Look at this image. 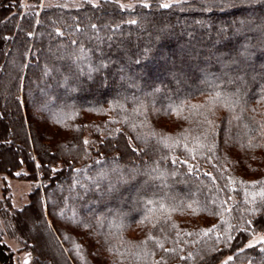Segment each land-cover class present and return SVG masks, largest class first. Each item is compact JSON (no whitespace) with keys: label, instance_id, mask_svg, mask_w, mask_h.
Wrapping results in <instances>:
<instances>
[{"label":"trees","instance_id":"16d2710c","mask_svg":"<svg viewBox=\"0 0 264 264\" xmlns=\"http://www.w3.org/2000/svg\"><path fill=\"white\" fill-rule=\"evenodd\" d=\"M41 2L0 0V172L36 184L1 215L32 264H264L247 245L264 232V0Z\"/></svg>","mask_w":264,"mask_h":264},{"label":"rangeland","instance_id":"374dc122","mask_svg":"<svg viewBox=\"0 0 264 264\" xmlns=\"http://www.w3.org/2000/svg\"><path fill=\"white\" fill-rule=\"evenodd\" d=\"M102 0H42L40 4V9L44 7H63V8H77L82 6L85 3H93L98 4ZM181 2V0H165V5H172ZM122 7H128L130 4L128 3H121ZM10 46V44H9ZM8 47V46H7ZM6 66V65H5ZM6 73L3 75L1 74V77H4ZM2 81L0 80V83ZM50 108V107H49ZM7 111V110H6ZM4 112V110H3ZM5 113V112H4ZM6 116V114H5ZM1 124H3L1 122ZM7 128L10 127L13 131V136L15 127L11 120L6 119V122L4 123ZM16 137L14 136V139ZM18 148L16 150V148ZM12 150L17 153V155L22 152V156H25L23 151L22 144L18 143L15 146H12ZM20 175V176H19ZM22 175V176H21ZM27 173L25 170H22L21 172L17 173L16 176L11 177L7 175L6 173L0 172V237L2 238V241L4 244H6L9 249L14 253V260L15 264H32V257L30 253L25 249V247L22 245L18 237H14L9 229L8 222L5 220V218L2 217L1 213L4 209H6L5 206V200L6 197L10 199V203L12 205L13 211L11 214H13L14 210H22L25 207L29 205V196L33 188L36 186V184H33L32 182L26 180ZM28 217V216H27ZM23 219L25 217H22ZM28 224L27 231L24 232L25 237L31 236L34 231H38L41 234V237L43 240L49 245L50 249L53 250L55 248V245L53 244V240L49 237L47 232L45 231L44 227L42 226L40 221L32 222L31 220H26ZM11 223V220H10ZM13 228V226L11 225ZM264 242V232L257 234L254 236L249 243L248 246H254L259 243ZM49 255V253H48ZM47 254H44L43 257H49Z\"/></svg>","mask_w":264,"mask_h":264},{"label":"snow or ice","instance_id":"6c2138e0","mask_svg":"<svg viewBox=\"0 0 264 264\" xmlns=\"http://www.w3.org/2000/svg\"><path fill=\"white\" fill-rule=\"evenodd\" d=\"M165 7H167L168 5H164Z\"/></svg>","mask_w":264,"mask_h":264}]
</instances>
